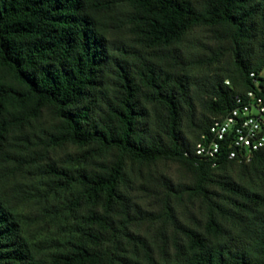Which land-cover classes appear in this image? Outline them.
<instances>
[{"label":"trees","instance_id":"trees-1","mask_svg":"<svg viewBox=\"0 0 264 264\" xmlns=\"http://www.w3.org/2000/svg\"><path fill=\"white\" fill-rule=\"evenodd\" d=\"M199 28L212 44L189 58L182 45ZM213 67L195 81L194 68ZM262 69L264 0H0V264H264V148L218 167L194 152ZM234 167L238 180L226 176ZM130 177L159 211L130 197ZM19 178L15 189L33 186L35 203L76 220L47 257L18 213L31 196L2 186ZM186 194L208 202L205 220L179 221ZM145 222L159 223L155 243L135 230Z\"/></svg>","mask_w":264,"mask_h":264},{"label":"rangeland","instance_id":"rangeland-1","mask_svg":"<svg viewBox=\"0 0 264 264\" xmlns=\"http://www.w3.org/2000/svg\"><path fill=\"white\" fill-rule=\"evenodd\" d=\"M210 45L212 44L210 40L209 33L204 28H199L193 31L189 37L185 40L182 45V49L185 55L189 58H193L197 56L202 51V45ZM216 67L213 68H194L193 75L195 76L196 82H203L206 79L211 77V73L215 71ZM196 96V95H195ZM197 103V114L198 116L201 115V98L198 96L195 98ZM74 150L71 149H62L58 151L60 156H64L65 153L73 152ZM159 170L164 172L169 178L173 179L175 183L180 182H188V176L182 167L174 163H160ZM220 175H217V179H219ZM228 177H232L235 180H238L240 177V168L234 167L230 170L229 174H226ZM13 180V179H12ZM24 179L19 178L13 181H5L2 183L3 188L6 189L10 196H17V197H24L26 195H30L31 199L23 202L18 201L19 209L18 213L21 215L23 219V229L27 240L31 243L41 244L44 247L43 251L41 252L42 257H47L51 253H54L58 250L63 249L69 239L75 237V222L73 215L70 211L65 210L62 208L64 204H58V207L53 206L50 202L43 201L42 203H35V190L32 188L26 189L25 186L21 189L19 186L15 189L16 185ZM33 184H35V174L31 177ZM30 182V179L28 180ZM135 178L130 177L128 179V185L126 187L128 194L130 197L139 203L142 208L150 211H159L160 205L152 203L149 199L143 197L144 195L140 192L135 184ZM25 182V180H24ZM30 184V183H28ZM40 187H44L37 184ZM211 191L213 194L211 195L214 199H218L217 194L221 195L222 190L218 185L211 186ZM23 190H27V194L24 193ZM61 197V202L64 200ZM209 213L208 202L204 199V197H194L192 201L188 194L184 197V202L182 206L177 210V217L179 221H181L185 225H191L193 222L191 221V215L198 218V220L202 221L205 220ZM36 217H39V220H36ZM159 223H151L145 222L135 228L139 233L146 236L150 242L155 243L157 235H158V228ZM166 232V236L171 238L174 234V226L171 222H168L164 228ZM171 242L170 246L168 247L167 251H171ZM58 244V246H56ZM158 259H163L162 257H158ZM163 264H167L163 262Z\"/></svg>","mask_w":264,"mask_h":264},{"label":"built area","instance_id":"built-area-1","mask_svg":"<svg viewBox=\"0 0 264 264\" xmlns=\"http://www.w3.org/2000/svg\"><path fill=\"white\" fill-rule=\"evenodd\" d=\"M250 78L253 87L235 95L229 113L215 118L209 131L201 135L194 151L198 161L213 167L224 158L249 163L264 148V69L252 72Z\"/></svg>","mask_w":264,"mask_h":264}]
</instances>
